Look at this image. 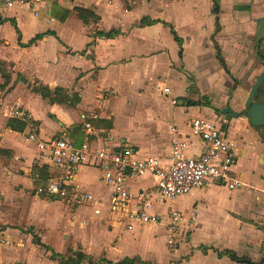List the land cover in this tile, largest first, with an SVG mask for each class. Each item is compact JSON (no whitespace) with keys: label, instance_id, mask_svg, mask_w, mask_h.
Returning <instances> with one entry per match:
<instances>
[{"label":"crops","instance_id":"crops-1","mask_svg":"<svg viewBox=\"0 0 264 264\" xmlns=\"http://www.w3.org/2000/svg\"><path fill=\"white\" fill-rule=\"evenodd\" d=\"M0 3V264H242L227 252L264 261V137L246 117L221 114L226 104L238 112L233 106L247 99L229 68L254 58L264 69V0H219L218 23L213 0H45V20L28 6ZM203 97L222 108L200 105ZM15 108L29 124L5 117ZM221 116L228 120L221 134L235 144L232 173L243 185L230 190L209 181L176 198L171 206L196 219L181 226L174 250L162 198L152 193L151 212L161 221H135L128 230L134 202L115 203L92 162L80 167L66 198L35 192L58 171L39 163L31 132L79 146L88 123L93 149L131 147L141 158L166 161L176 135L189 138L188 156L204 148L190 137L193 118ZM97 181L109 190L106 206L88 189ZM155 183L147 175L127 185L136 193Z\"/></svg>","mask_w":264,"mask_h":264},{"label":"built area","instance_id":"built-area-1","mask_svg":"<svg viewBox=\"0 0 264 264\" xmlns=\"http://www.w3.org/2000/svg\"><path fill=\"white\" fill-rule=\"evenodd\" d=\"M43 2L45 0H4L7 9L28 6L33 9L35 16L42 13L40 6ZM97 40L99 38H96ZM158 90L171 105L177 104L175 98L168 97L169 88L159 83ZM5 117L20 119L29 124L28 116L18 108L6 112ZM227 121V118L222 116L215 119L193 118L189 126L190 137L200 139L204 143V148L198 155L188 156L185 151L191 145L189 138L176 135L171 141L170 154L166 161L155 156L141 158L131 147L112 149L101 146L93 149L90 146V136L94 133V128L88 123L84 125L85 138L79 146H74L66 136L42 141L31 132L27 140L35 144L39 163H48L58 171V174L50 177L44 186L37 187L35 192L37 195L49 198H66L68 187L71 186L80 167L92 162L101 170V180L113 189L115 203L134 202V210L125 216L128 230H132V222L135 221L142 224H156L161 221L160 215L151 212V196L155 193L162 198L167 205L165 212L167 244L171 250H174L181 226L195 224L196 219L194 211L185 214L171 206L176 198L188 195L192 190L203 188L209 181L230 190L243 185L232 173L235 144L221 134L220 126ZM171 130L176 133L175 128ZM1 138L0 132V140ZM147 175L155 178L154 188L131 192L127 185L128 180ZM80 196L86 200L92 199L91 195ZM3 243L0 240V246Z\"/></svg>","mask_w":264,"mask_h":264},{"label":"rangeland","instance_id":"rangeland-1","mask_svg":"<svg viewBox=\"0 0 264 264\" xmlns=\"http://www.w3.org/2000/svg\"><path fill=\"white\" fill-rule=\"evenodd\" d=\"M1 5L2 4L0 3V6ZM42 8L45 10L44 6H42ZM9 11H13V9L9 10ZM23 13L25 14V10H23ZM39 16L40 17H37L39 20H41V19L45 20V16H46L45 11H42V13ZM54 17H55L56 21H59L57 16H54ZM262 52H264V50ZM235 68L236 67H230L229 71H230V74L234 78V83L236 85L235 87L239 88V92H240V96H241L240 99L245 100L246 97L248 96V93H249L251 87L253 86L254 82L256 81L257 75H259V72L261 71V69L263 70V67L261 65H259V63H257V61H255L253 58L252 62L247 60L245 65L239 66L237 69H235ZM175 85H176V83H174V86ZM175 87H177V86H175ZM261 89L264 90V83L261 85ZM222 104L223 103L221 102L219 104V106L217 107V109L220 110L222 108ZM242 105L240 102V104L234 105L233 108H235L238 112H243L245 109H244V106H242ZM195 109L196 108H194V110ZM122 128H124V127H122ZM123 132H130V127L126 125ZM92 184H93V186H90L88 189L95 195V197H102L103 202H104L103 206H106L108 193H109L108 188H106L100 181H97L94 183L92 182ZM86 211L88 214H90L88 212L89 211L88 209Z\"/></svg>","mask_w":264,"mask_h":264},{"label":"water","instance_id":"water-1","mask_svg":"<svg viewBox=\"0 0 264 264\" xmlns=\"http://www.w3.org/2000/svg\"><path fill=\"white\" fill-rule=\"evenodd\" d=\"M264 82V69L258 76L253 86L251 87L247 99L244 103V107L247 109L244 112L234 111L229 104H226L225 108L221 110L222 115H229L233 118L244 116L249 120L250 126L254 128L264 126V102H256V96Z\"/></svg>","mask_w":264,"mask_h":264},{"label":"trees","instance_id":"trees-1","mask_svg":"<svg viewBox=\"0 0 264 264\" xmlns=\"http://www.w3.org/2000/svg\"><path fill=\"white\" fill-rule=\"evenodd\" d=\"M76 12L79 13V15L81 16V14H85L87 13V11L85 10H80V9H76ZM65 15L68 14V11H64ZM218 12H219V0H213V14L215 15L216 18V23H218ZM93 19H95V17H93ZM218 29V24L216 25V30ZM171 33L174 37V40L178 43L179 45V55L182 54V45H181V40L177 37L176 33L174 32V30L172 29V27H170ZM219 55V54H218ZM258 58L260 59V61H264V55H261L260 53H258ZM226 71V68H224ZM235 85V83H234ZM200 105H204L206 107H209L211 109H213L216 113H218V110L215 109L208 100H206L204 97L202 98V100L199 102ZM190 105H198L197 103L194 102H189ZM10 125V124H9ZM11 126V125H10ZM39 185V184H38ZM42 185V184H41ZM44 186V185H42ZM227 254L236 262L238 263H242V264H264V261L260 262V263H254L252 261H250L248 258H244V257H238L236 256L235 253L233 252H227ZM66 263H71V264H78V261H75L74 259L70 258L66 261Z\"/></svg>","mask_w":264,"mask_h":264},{"label":"flooded vegetation","instance_id":"flooded-vegetation-1","mask_svg":"<svg viewBox=\"0 0 264 264\" xmlns=\"http://www.w3.org/2000/svg\"><path fill=\"white\" fill-rule=\"evenodd\" d=\"M255 101L256 102H264V90H262L261 88L259 89V92L257 93ZM224 108H225V106H224ZM244 109L247 110L245 107H244ZM257 129L259 130L261 135L264 137V126L258 127Z\"/></svg>","mask_w":264,"mask_h":264}]
</instances>
